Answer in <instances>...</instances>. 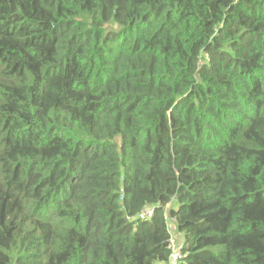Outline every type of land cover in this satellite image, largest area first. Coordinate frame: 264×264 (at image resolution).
<instances>
[{
  "label": "trees",
  "instance_id": "1",
  "mask_svg": "<svg viewBox=\"0 0 264 264\" xmlns=\"http://www.w3.org/2000/svg\"><path fill=\"white\" fill-rule=\"evenodd\" d=\"M170 227L264 264V0H0V264L167 263Z\"/></svg>",
  "mask_w": 264,
  "mask_h": 264
},
{
  "label": "built area",
  "instance_id": "2",
  "mask_svg": "<svg viewBox=\"0 0 264 264\" xmlns=\"http://www.w3.org/2000/svg\"><path fill=\"white\" fill-rule=\"evenodd\" d=\"M153 212L152 208L145 209L140 216L141 217H147L151 216ZM170 221H172V218L168 219V222L170 224ZM170 237L167 242V248L169 251V257L167 263H162V264H180V261L183 258V246L182 243L177 240L174 237V232L173 229L170 227L169 229Z\"/></svg>",
  "mask_w": 264,
  "mask_h": 264
}]
</instances>
